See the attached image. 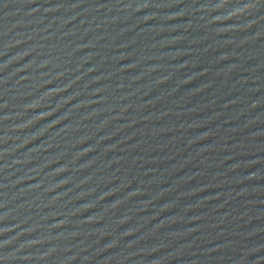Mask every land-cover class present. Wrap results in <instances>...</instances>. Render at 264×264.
Masks as SVG:
<instances>
[{
    "label": "water",
    "instance_id": "water-1",
    "mask_svg": "<svg viewBox=\"0 0 264 264\" xmlns=\"http://www.w3.org/2000/svg\"><path fill=\"white\" fill-rule=\"evenodd\" d=\"M0 264H264V0H0Z\"/></svg>",
    "mask_w": 264,
    "mask_h": 264
}]
</instances>
